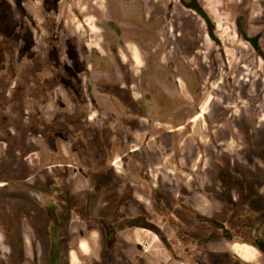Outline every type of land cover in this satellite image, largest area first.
Here are the masks:
<instances>
[{"label": "rangeland", "instance_id": "1", "mask_svg": "<svg viewBox=\"0 0 264 264\" xmlns=\"http://www.w3.org/2000/svg\"><path fill=\"white\" fill-rule=\"evenodd\" d=\"M197 2L212 37L194 0H0V264H48L52 233L66 251L79 239L97 249L95 218L118 208L152 214L141 226L153 233L135 237L153 242V264H178L158 227L185 261L199 240L211 264H236L211 221L252 246L247 215L264 208V0ZM247 67L257 78L241 90ZM78 255L93 257L89 246Z\"/></svg>", "mask_w": 264, "mask_h": 264}, {"label": "flooded vegetation", "instance_id": "2", "mask_svg": "<svg viewBox=\"0 0 264 264\" xmlns=\"http://www.w3.org/2000/svg\"><path fill=\"white\" fill-rule=\"evenodd\" d=\"M55 36V35H54ZM55 48V47H54ZM250 69V71L248 70ZM234 70V69H233ZM252 68L247 67L244 71H238L236 75V81H238V86L240 89H245L247 86H249V83L247 81L252 80V78H257V76L254 77V72H252ZM249 78V80H244V78ZM259 79L255 80V87L258 86ZM232 89L234 88V85H231ZM258 87H256V97L260 95V93L257 91ZM235 90L233 89V92ZM259 93V94H258ZM204 111L201 112L203 116ZM200 115V114H199ZM195 118V117H194ZM193 118V119H194ZM192 119V120H193ZM191 120V121H192ZM193 122V121H192ZM181 129V127L179 128ZM119 162V159L116 160L115 163ZM258 168V167H257ZM256 168V169H257ZM255 168H253L254 170ZM253 172V171H251ZM1 186L4 184H0ZM262 185L264 187V178L262 179ZM249 192H254V185L253 180L249 183ZM252 198H249L251 200V207H254L253 204L255 203L253 197H255V194L251 195ZM262 204L260 207H264V194L261 197ZM54 200V199H53ZM48 205H51L52 207L56 208V212L58 215H60L61 212V205H56V203L53 201V203H49ZM44 206V207H50V206ZM255 207H258L255 205ZM86 208V207H85ZM91 208V207H88ZM76 209V207H74ZM191 213L194 220H196V213L193 212L192 209L188 208ZM48 210V209H47ZM112 209H107L105 212H103L99 217H96L95 220H98L100 222L99 228H96V234H97V249L91 245V243L88 241L87 243L85 241H82L79 239V241L75 244V246H70L68 251H66V247L64 240L61 237H58V234H51L49 237V248H48V264H153V242L150 244L149 249L144 245V242H142L140 239H137L135 237L137 231H145L148 233H153L152 230H149L148 228L142 227L141 225H150V227H153V221L151 220L152 214L149 215H143V214H132L127 216L123 211L118 208L117 212L120 215L117 218H113L115 213L112 212ZM116 211V210H114ZM256 213H255V212ZM253 212L249 210L248 213V219H249V230H251L252 234L247 238V240H253V242H250L252 246L248 244H244L243 240H237L234 238L231 232L228 231V229H222L220 223H217L215 221H211L210 224L215 226V229L219 232V239L222 240L219 243H223V241H227L228 244L236 243L235 249L232 248L234 253L238 255L243 261V259L239 252L236 250V247L238 246H248L254 252L256 253V259L254 261H246L240 262V264H258V262L264 261V239H259L257 236L254 235L255 232H258L260 230V225L254 222V218L260 217V223H264V208L261 211V213L258 214L256 210ZM145 216L147 219H140L139 217ZM103 219H106L108 221H102ZM129 219V221L127 220ZM86 222H90L87 219ZM61 226V223H60ZM160 230V232H159ZM94 230H91L89 232V236L93 237ZM228 231V232H227ZM158 233L156 234V237L163 243V246L167 249V252L170 254L171 259H175L178 264H211V262L208 260L207 257L204 256L205 251L202 250V248H207L206 245L199 242H193L192 244L194 246L191 247H185L184 250L187 253H192L191 261L187 260L185 261V258L182 257L181 254H178L176 252V246L170 242L165 234L163 233L162 229L158 227ZM175 237V235H174ZM253 238V239H252ZM175 239H177L175 237ZM194 239H198L195 238ZM178 240V239H177ZM245 240V241H247ZM182 243V241H179ZM184 242V241H183ZM89 246V252L92 253L93 257L90 259V261L87 263L84 260L79 258L78 253L82 250L83 252H88V246ZM190 244V245H192ZM216 244V243H209ZM258 252V253H257ZM149 253V255H147ZM229 254V252H228ZM232 257L231 255H229ZM233 260L236 262V259L233 258ZM249 262V263H248ZM238 264V262H236Z\"/></svg>", "mask_w": 264, "mask_h": 264}, {"label": "bare ground", "instance_id": "3", "mask_svg": "<svg viewBox=\"0 0 264 264\" xmlns=\"http://www.w3.org/2000/svg\"><path fill=\"white\" fill-rule=\"evenodd\" d=\"M202 115H198L196 116L192 121H195L197 118L201 117ZM243 245V244H242ZM238 246L236 247V250L239 252L240 256L245 259V261H254L256 259V253L254 252V250H252L250 247L248 246ZM258 253V252H257ZM248 262V263H249Z\"/></svg>", "mask_w": 264, "mask_h": 264}, {"label": "trees", "instance_id": "4", "mask_svg": "<svg viewBox=\"0 0 264 264\" xmlns=\"http://www.w3.org/2000/svg\"><path fill=\"white\" fill-rule=\"evenodd\" d=\"M188 8L193 9L195 11H197L199 13V15L206 21V23L209 25L210 28V32H211V37H212V22L209 18V16L207 15V13L204 11V9L198 4L197 0H194V4L193 5H186Z\"/></svg>", "mask_w": 264, "mask_h": 264}, {"label": "crops", "instance_id": "5", "mask_svg": "<svg viewBox=\"0 0 264 264\" xmlns=\"http://www.w3.org/2000/svg\"><path fill=\"white\" fill-rule=\"evenodd\" d=\"M202 115V114H201ZM236 243H240V242H236ZM236 243H231L229 244L228 248H227V251L229 252V255L232 256V258H235L236 259V262H238V264H240V262H245L246 261H243L240 257H238V255L236 253H234V251L232 250L235 249L234 246H236Z\"/></svg>", "mask_w": 264, "mask_h": 264}, {"label": "water", "instance_id": "6", "mask_svg": "<svg viewBox=\"0 0 264 264\" xmlns=\"http://www.w3.org/2000/svg\"><path fill=\"white\" fill-rule=\"evenodd\" d=\"M49 215L51 216L52 220L55 222V225L57 226L58 222H57V218L55 215V210L54 209L49 210ZM220 225H221V227H224L222 224H220ZM56 226H54V228H56Z\"/></svg>", "mask_w": 264, "mask_h": 264}]
</instances>
